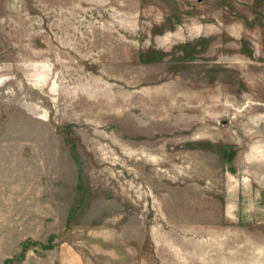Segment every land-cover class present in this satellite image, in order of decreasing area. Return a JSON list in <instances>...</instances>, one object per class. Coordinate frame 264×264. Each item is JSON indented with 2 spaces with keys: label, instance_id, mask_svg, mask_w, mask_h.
I'll list each match as a JSON object with an SVG mask.
<instances>
[{
  "label": "rangeland",
  "instance_id": "obj_1",
  "mask_svg": "<svg viewBox=\"0 0 264 264\" xmlns=\"http://www.w3.org/2000/svg\"><path fill=\"white\" fill-rule=\"evenodd\" d=\"M0 264H264V0H0Z\"/></svg>",
  "mask_w": 264,
  "mask_h": 264
}]
</instances>
